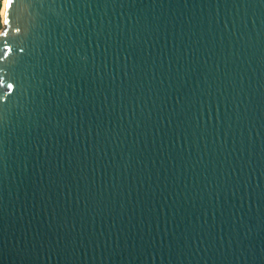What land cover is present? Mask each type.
Returning <instances> with one entry per match:
<instances>
[{"label":"water","instance_id":"95a60500","mask_svg":"<svg viewBox=\"0 0 264 264\" xmlns=\"http://www.w3.org/2000/svg\"><path fill=\"white\" fill-rule=\"evenodd\" d=\"M0 17V264H264V0Z\"/></svg>","mask_w":264,"mask_h":264},{"label":"bare ground","instance_id":"6f19581e","mask_svg":"<svg viewBox=\"0 0 264 264\" xmlns=\"http://www.w3.org/2000/svg\"><path fill=\"white\" fill-rule=\"evenodd\" d=\"M4 4H5V1L3 2L2 12H3V10H4Z\"/></svg>","mask_w":264,"mask_h":264},{"label":"trees","instance_id":"16d2710c","mask_svg":"<svg viewBox=\"0 0 264 264\" xmlns=\"http://www.w3.org/2000/svg\"><path fill=\"white\" fill-rule=\"evenodd\" d=\"M0 9H1V5H0ZM0 29H1V17H0Z\"/></svg>","mask_w":264,"mask_h":264},{"label":"built area","instance_id":"2783aa9c","mask_svg":"<svg viewBox=\"0 0 264 264\" xmlns=\"http://www.w3.org/2000/svg\"><path fill=\"white\" fill-rule=\"evenodd\" d=\"M0 5H3V0H0Z\"/></svg>","mask_w":264,"mask_h":264},{"label":"rangeland","instance_id":"374dc122","mask_svg":"<svg viewBox=\"0 0 264 264\" xmlns=\"http://www.w3.org/2000/svg\"><path fill=\"white\" fill-rule=\"evenodd\" d=\"M5 0H3V2H4ZM1 9H2V5H1ZM1 9H0V12H1Z\"/></svg>","mask_w":264,"mask_h":264}]
</instances>
